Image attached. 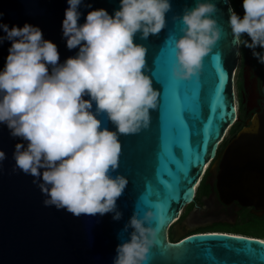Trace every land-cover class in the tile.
I'll list each match as a JSON object with an SVG mask.
<instances>
[{
	"label": "water",
	"instance_id": "obj_1",
	"mask_svg": "<svg viewBox=\"0 0 264 264\" xmlns=\"http://www.w3.org/2000/svg\"><path fill=\"white\" fill-rule=\"evenodd\" d=\"M169 2L165 28L147 40L139 33L134 38V43L148 50L146 74L159 96L157 109L150 110L149 127L138 134L119 136L122 150L112 176L119 174L128 180L116 202L122 218L115 221L112 213L74 217L66 210L45 207L47 197L33 183L34 178L19 169L12 171L15 145L26 146V142L12 137L7 125L0 124V151L6 155L0 164V264H113L116 247L126 242L132 231L123 232L125 224L133 212L141 218L149 210L157 216L151 226L158 233L145 264H264L262 240L195 233L213 224L234 225L237 214L210 215L202 220V212L192 210L181 222L191 234L178 231V220L193 203L214 160L220 201L252 208L257 217L264 215V106L218 154L227 132L239 119L234 79L240 55H236L228 26L231 4L229 0H210L218 10L211 18L221 28V38L204 58L198 77L176 82L171 78L173 46L183 25L173 17L193 8L196 0ZM119 5L120 0H82L77 9L81 13L78 24L85 23L90 11L104 9L113 15ZM67 8V0H0V23L9 29L26 23L38 27L43 38L57 46L59 63L63 64L79 51L67 49L63 37ZM4 35L0 31V36ZM10 46L7 40L0 44V71ZM261 70L264 91V65ZM98 118L109 130H115L103 116ZM153 187L159 190V197L153 195ZM169 230L173 241L168 239Z\"/></svg>",
	"mask_w": 264,
	"mask_h": 264
},
{
	"label": "clouds",
	"instance_id": "obj_2",
	"mask_svg": "<svg viewBox=\"0 0 264 264\" xmlns=\"http://www.w3.org/2000/svg\"><path fill=\"white\" fill-rule=\"evenodd\" d=\"M81 3L67 0L62 33L67 49L79 51L63 64L57 46L45 40L38 27L26 23L9 29L0 23L5 33L0 44L11 42L0 71V124L7 125L12 137L26 142V146L15 145L12 171L19 169L34 178L47 197L45 207L66 210L74 217L112 213L113 220L119 221L122 213L116 202L128 184L124 176H112L122 150L119 136L147 129L159 96L146 74L148 50L134 38L137 33L142 40L158 35L166 26L171 4L169 0H120L113 15L93 10L80 25ZM242 8V18L228 9L232 45L236 55L241 47L250 49L264 65V51H255L264 50V0H243ZM217 11L210 0H196L193 8L173 17L183 25L173 46V81L199 76L204 58L221 38V28L211 18ZM100 116L115 130L105 127ZM5 159L0 151V164ZM156 220L151 210L141 218L133 212L122 230L132 231L116 247L113 264H145L157 243L158 229L151 226Z\"/></svg>",
	"mask_w": 264,
	"mask_h": 264
},
{
	"label": "flooded vegetation",
	"instance_id": "obj_3",
	"mask_svg": "<svg viewBox=\"0 0 264 264\" xmlns=\"http://www.w3.org/2000/svg\"><path fill=\"white\" fill-rule=\"evenodd\" d=\"M248 60V61H246ZM247 63V64H246ZM261 65L251 53L246 51L242 53L240 50L239 64L237 67V75L239 76V83L236 89V105L239 109L242 108L245 117H249V120L253 115L259 113L264 106V91L262 89V68ZM239 122V120H238ZM242 122V121H240ZM244 125L247 121H243ZM236 135H231L225 143H223L218 151V154L224 149L228 141ZM217 160L211 163L209 171L204 175L202 179V188L193 200V203L189 205L182 217L178 220V231L183 235H190L189 230L181 227V222L192 210H198L202 212V220H207L208 217L217 216L222 213L226 214H238L243 211H249L255 213L252 208H241L236 202L229 205L223 204L217 192V180L216 172L218 169L215 167ZM238 210V211H237ZM214 225V224H213ZM201 229V228H200ZM199 229L195 231L197 233ZM168 239L173 241L174 234L171 230L168 231Z\"/></svg>",
	"mask_w": 264,
	"mask_h": 264
},
{
	"label": "trees",
	"instance_id": "obj_4",
	"mask_svg": "<svg viewBox=\"0 0 264 264\" xmlns=\"http://www.w3.org/2000/svg\"><path fill=\"white\" fill-rule=\"evenodd\" d=\"M232 9L239 15L241 18L243 17V8L242 3L243 0H229ZM243 39L249 40L247 36H244ZM250 42V40H249ZM240 50L242 53L248 51L251 53L252 56V50L241 47ZM255 51L260 52L264 51L257 47ZM241 108V107H240ZM241 116L240 119H243L244 112L242 108L240 109ZM242 123L237 122L233 125L231 128V135H234L242 128ZM202 188V181L199 185V191ZM197 192V194L199 193ZM238 220L234 225H227V224H214L212 226L205 227L203 229H199L197 233H225V234H232V235H238V236H244L249 238H255L258 240L264 241V229H261L260 226H264V215L261 217H257L253 213L249 211H243L241 213L237 214ZM238 223L246 224V226H239Z\"/></svg>",
	"mask_w": 264,
	"mask_h": 264
},
{
	"label": "rangeland",
	"instance_id": "obj_5",
	"mask_svg": "<svg viewBox=\"0 0 264 264\" xmlns=\"http://www.w3.org/2000/svg\"><path fill=\"white\" fill-rule=\"evenodd\" d=\"M239 83V76L237 75V71H236V73H235V79H234V85H235V96H236V89H237V84ZM241 109V108H240ZM240 109H239V106H238V104H237V115H238V120H239V122L240 121H242L241 123H242V126L244 125V123H243V121H249V117H245V119H244V115H243V119L241 120L240 119V116L242 115L241 114V111H240ZM231 136V130H229L228 131V133L226 134V136H225V140H224V143L227 141V139L229 138ZM198 191H199V188H198ZM224 214H226V213H224ZM229 215H233V214H226V216H228L229 217ZM237 220H238V217H236V220H235V223L237 222ZM238 225L239 226H246V224H243V223H238ZM260 228L261 229H264V226H260Z\"/></svg>",
	"mask_w": 264,
	"mask_h": 264
},
{
	"label": "snow or ice",
	"instance_id": "obj_6",
	"mask_svg": "<svg viewBox=\"0 0 264 264\" xmlns=\"http://www.w3.org/2000/svg\"><path fill=\"white\" fill-rule=\"evenodd\" d=\"M152 192H153V195H156L157 197L160 196L159 190L157 188L153 187ZM181 243H183V242H181ZM260 243L264 244V241H261Z\"/></svg>",
	"mask_w": 264,
	"mask_h": 264
},
{
	"label": "built area",
	"instance_id": "obj_7",
	"mask_svg": "<svg viewBox=\"0 0 264 264\" xmlns=\"http://www.w3.org/2000/svg\"><path fill=\"white\" fill-rule=\"evenodd\" d=\"M206 167L208 168V166H206ZM207 168H206V169H207ZM202 176H203V175H202ZM197 187H198V185H197Z\"/></svg>",
	"mask_w": 264,
	"mask_h": 264
},
{
	"label": "bare ground",
	"instance_id": "obj_8",
	"mask_svg": "<svg viewBox=\"0 0 264 264\" xmlns=\"http://www.w3.org/2000/svg\"><path fill=\"white\" fill-rule=\"evenodd\" d=\"M228 133V132H227Z\"/></svg>",
	"mask_w": 264,
	"mask_h": 264
}]
</instances>
